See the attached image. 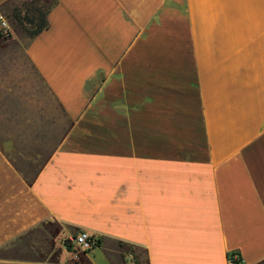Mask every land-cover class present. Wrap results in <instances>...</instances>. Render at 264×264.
I'll list each match as a JSON object with an SVG mask.
<instances>
[{
    "label": "crops",
    "instance_id": "crops-1",
    "mask_svg": "<svg viewBox=\"0 0 264 264\" xmlns=\"http://www.w3.org/2000/svg\"><path fill=\"white\" fill-rule=\"evenodd\" d=\"M47 20L0 37V264H135L120 241L140 264H264V0H55Z\"/></svg>",
    "mask_w": 264,
    "mask_h": 264
},
{
    "label": "trees",
    "instance_id": "trees-1",
    "mask_svg": "<svg viewBox=\"0 0 264 264\" xmlns=\"http://www.w3.org/2000/svg\"><path fill=\"white\" fill-rule=\"evenodd\" d=\"M54 2L55 0H25L21 6H12L6 16L13 18L29 36H34L48 27L47 14ZM2 35L0 30V37ZM64 242L67 246H71L70 239H65ZM98 244L99 241H97L96 246ZM230 255L232 256L233 253ZM239 262V259L234 261L235 264H239ZM135 264H140L137 257H135Z\"/></svg>",
    "mask_w": 264,
    "mask_h": 264
},
{
    "label": "built area",
    "instance_id": "built-area-1",
    "mask_svg": "<svg viewBox=\"0 0 264 264\" xmlns=\"http://www.w3.org/2000/svg\"><path fill=\"white\" fill-rule=\"evenodd\" d=\"M0 30L2 31V34L4 36H8V24L6 19L2 15H0ZM70 241L75 244L81 252H87L93 249L97 243V239L93 235H90L85 231H78L73 236V238L70 239ZM230 254L228 255V264H235V259H239L240 261V256L238 253L233 252L232 256Z\"/></svg>",
    "mask_w": 264,
    "mask_h": 264
},
{
    "label": "rangeland",
    "instance_id": "rangeland-1",
    "mask_svg": "<svg viewBox=\"0 0 264 264\" xmlns=\"http://www.w3.org/2000/svg\"><path fill=\"white\" fill-rule=\"evenodd\" d=\"M23 1L25 0H15L13 3L16 4V6H21ZM7 14L4 13V17L5 19L9 22V24H11V22H13L14 24L17 25V23L15 22V20L13 18H9L6 16ZM18 26V25H17ZM20 28V26H18ZM21 31L24 32L25 35L28 36L27 32H25L22 28H20ZM119 246L122 250V252L128 256H130L131 258V261L135 260V257H139L140 261L143 263L144 262V250L140 247H137V246H134V245H130V244H127V243H122V242H119ZM12 253H19L18 251L15 250V252H12Z\"/></svg>",
    "mask_w": 264,
    "mask_h": 264
}]
</instances>
